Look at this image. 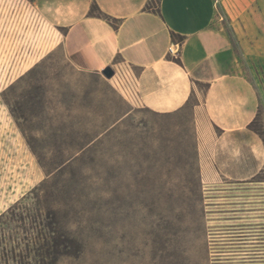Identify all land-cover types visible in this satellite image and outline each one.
Instances as JSON below:
<instances>
[{"label": "rangeland", "instance_id": "374dc122", "mask_svg": "<svg viewBox=\"0 0 264 264\" xmlns=\"http://www.w3.org/2000/svg\"><path fill=\"white\" fill-rule=\"evenodd\" d=\"M213 2L254 90L256 157L247 148L204 181L196 98L169 113L132 107L114 75L77 70L60 49L0 70V214L17 204L24 222L8 226L49 235L21 239L31 254L9 264H264V0ZM46 243L54 256H37Z\"/></svg>", "mask_w": 264, "mask_h": 264}, {"label": "crops", "instance_id": "0c3cea01", "mask_svg": "<svg viewBox=\"0 0 264 264\" xmlns=\"http://www.w3.org/2000/svg\"><path fill=\"white\" fill-rule=\"evenodd\" d=\"M172 34L183 37L177 58L167 54ZM55 49L77 70L114 69L132 107L169 113L196 98L204 181L213 180V165L239 166L247 148L256 157L258 139L247 130L254 90L236 68L234 41L216 25L213 0H0L1 71H26Z\"/></svg>", "mask_w": 264, "mask_h": 264}, {"label": "trees", "instance_id": "16d2710c", "mask_svg": "<svg viewBox=\"0 0 264 264\" xmlns=\"http://www.w3.org/2000/svg\"><path fill=\"white\" fill-rule=\"evenodd\" d=\"M96 11V6L92 5L90 8V13L100 16V13ZM172 37L177 38L179 41L183 40V37L176 36L175 34H172ZM23 214L24 212L20 210L19 205L17 204L8 208L4 213L0 214V264H9V262H17V259L20 260L21 258L30 255L31 251L29 248L30 244H27L28 241H31L33 245H37L39 242H46L49 238V235L45 234V229L43 228V225L40 222L37 223L38 228H31L32 230L35 229L37 233L35 235L30 234L25 226L16 228H11L10 226H8L11 222H14V218H18L20 222H24ZM14 229L20 230V232L24 235L13 231ZM21 239L27 241L26 245L24 244V246H26L24 251L18 247ZM46 245L47 247L43 250L44 252L36 250L38 251L37 256H54L55 253L50 252V247H48V243H46Z\"/></svg>", "mask_w": 264, "mask_h": 264}, {"label": "built area", "instance_id": "2783aa9c", "mask_svg": "<svg viewBox=\"0 0 264 264\" xmlns=\"http://www.w3.org/2000/svg\"><path fill=\"white\" fill-rule=\"evenodd\" d=\"M167 54L173 58H177L179 56V50H178V41L175 43H172L168 50Z\"/></svg>", "mask_w": 264, "mask_h": 264}, {"label": "water", "instance_id": "95a60500", "mask_svg": "<svg viewBox=\"0 0 264 264\" xmlns=\"http://www.w3.org/2000/svg\"><path fill=\"white\" fill-rule=\"evenodd\" d=\"M101 74L105 77V78H111L114 75L113 70L110 67H106L101 71Z\"/></svg>", "mask_w": 264, "mask_h": 264}]
</instances>
